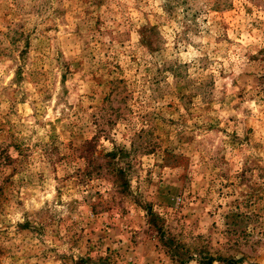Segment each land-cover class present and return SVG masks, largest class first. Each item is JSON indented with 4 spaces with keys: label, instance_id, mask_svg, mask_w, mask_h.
Segmentation results:
<instances>
[{
    "label": "rangeland",
    "instance_id": "obj_1",
    "mask_svg": "<svg viewBox=\"0 0 264 264\" xmlns=\"http://www.w3.org/2000/svg\"><path fill=\"white\" fill-rule=\"evenodd\" d=\"M0 264H264V0H0Z\"/></svg>",
    "mask_w": 264,
    "mask_h": 264
}]
</instances>
